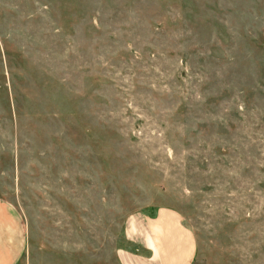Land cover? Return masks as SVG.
<instances>
[{
    "label": "rangeland",
    "instance_id": "1",
    "mask_svg": "<svg viewBox=\"0 0 264 264\" xmlns=\"http://www.w3.org/2000/svg\"><path fill=\"white\" fill-rule=\"evenodd\" d=\"M0 198L31 264L161 207L193 264H264V0H0Z\"/></svg>",
    "mask_w": 264,
    "mask_h": 264
},
{
    "label": "crops",
    "instance_id": "2",
    "mask_svg": "<svg viewBox=\"0 0 264 264\" xmlns=\"http://www.w3.org/2000/svg\"><path fill=\"white\" fill-rule=\"evenodd\" d=\"M115 264H193L197 241L177 210L161 207L153 216H132ZM29 230L17 207L0 198V264H31Z\"/></svg>",
    "mask_w": 264,
    "mask_h": 264
}]
</instances>
